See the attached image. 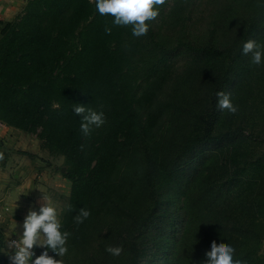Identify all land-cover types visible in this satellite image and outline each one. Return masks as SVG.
I'll list each match as a JSON object with an SVG mask.
<instances>
[{
	"label": "trees",
	"instance_id": "trees-1",
	"mask_svg": "<svg viewBox=\"0 0 264 264\" xmlns=\"http://www.w3.org/2000/svg\"><path fill=\"white\" fill-rule=\"evenodd\" d=\"M158 11L137 38L90 0H26L0 20V124L62 158L64 264H203L212 241L264 264V61L242 53L248 40L264 49V0ZM74 104L105 123L85 137ZM3 249L0 234L8 264Z\"/></svg>",
	"mask_w": 264,
	"mask_h": 264
},
{
	"label": "clouds",
	"instance_id": "clouds-1",
	"mask_svg": "<svg viewBox=\"0 0 264 264\" xmlns=\"http://www.w3.org/2000/svg\"><path fill=\"white\" fill-rule=\"evenodd\" d=\"M94 2L96 9L101 15H111L113 26H130L134 37L147 35L149 24L158 15V6L166 3V0H90ZM106 34H111L112 29L105 26ZM244 55L251 54L253 64L259 66L264 61V49L254 40H248L242 46ZM217 107L220 110H227L235 114L238 108L230 100L228 93L219 91L216 93ZM74 113L81 117L80 130L85 137L91 135L93 127L99 128L105 123L104 113L97 112L90 107L74 104ZM84 145H81L83 150ZM4 159L3 152H0V161ZM68 210L73 211L72 205ZM90 216V212L84 208L79 209L74 216V222L79 225ZM17 227V226H16ZM22 233L19 239L8 241L7 247L11 249L8 255L10 264H64L62 259L68 253L67 240L70 235L67 231H61L62 224L58 219L57 210L46 198H42L38 211L29 209L24 217ZM35 247H42L44 250L39 254L33 251ZM51 251L54 255H50ZM106 251L112 256H119L122 248L109 246ZM235 249L227 243L212 241L210 250L205 253L203 264H245L242 260H234ZM33 257H35L33 259Z\"/></svg>",
	"mask_w": 264,
	"mask_h": 264
},
{
	"label": "crops",
	"instance_id": "crops-1",
	"mask_svg": "<svg viewBox=\"0 0 264 264\" xmlns=\"http://www.w3.org/2000/svg\"><path fill=\"white\" fill-rule=\"evenodd\" d=\"M25 2L26 0H0L1 20L13 19L21 11ZM25 135L28 134L0 125V152L4 154V159L0 161V234L4 245V234H7L6 227H12L10 231L14 235L19 229L18 237L22 233V228L18 226L22 225L26 215L21 212L20 207L29 202L22 194L20 195V189L24 185L21 174L27 168L31 170V161L23 160L21 163V154L25 149L23 144ZM19 161L25 168H20ZM262 253L264 254V244Z\"/></svg>",
	"mask_w": 264,
	"mask_h": 264
},
{
	"label": "rangeland",
	"instance_id": "rangeland-1",
	"mask_svg": "<svg viewBox=\"0 0 264 264\" xmlns=\"http://www.w3.org/2000/svg\"><path fill=\"white\" fill-rule=\"evenodd\" d=\"M23 144L25 149L21 154V163L23 160L31 161V170L27 168L23 171V174H21L24 185H22L20 189V195L22 194L29 201H25L26 204L20 207L22 210L21 212L27 215L29 209L38 211L40 201L42 198H46L47 202L51 203L52 206L56 208L59 218L60 212L69 194V182L58 172L59 168L62 166V158L51 157L44 150H41L38 140L33 135H25ZM33 148L35 150H32ZM37 148L38 150H36ZM21 163L20 161L18 162L20 168H25ZM6 228L7 234H4L5 245L3 251L6 254L5 257L8 264H10L8 255L11 253V249L7 247V243L13 239H19L17 235L20 230L18 229V232H15L14 235V233L10 231L12 227ZM39 248L41 247L34 246L33 248L36 255ZM34 258L35 257H33V259Z\"/></svg>",
	"mask_w": 264,
	"mask_h": 264
},
{
	"label": "water",
	"instance_id": "water-1",
	"mask_svg": "<svg viewBox=\"0 0 264 264\" xmlns=\"http://www.w3.org/2000/svg\"><path fill=\"white\" fill-rule=\"evenodd\" d=\"M61 172H64V168L61 169Z\"/></svg>",
	"mask_w": 264,
	"mask_h": 264
},
{
	"label": "built area",
	"instance_id": "built-area-1",
	"mask_svg": "<svg viewBox=\"0 0 264 264\" xmlns=\"http://www.w3.org/2000/svg\"><path fill=\"white\" fill-rule=\"evenodd\" d=\"M2 18H1V15H0V20H1ZM0 125H2V124H0Z\"/></svg>",
	"mask_w": 264,
	"mask_h": 264
}]
</instances>
